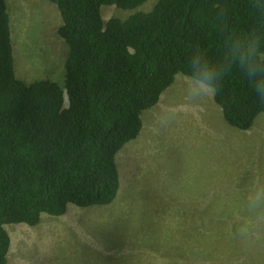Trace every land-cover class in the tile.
<instances>
[{
	"label": "trees",
	"instance_id": "1",
	"mask_svg": "<svg viewBox=\"0 0 264 264\" xmlns=\"http://www.w3.org/2000/svg\"><path fill=\"white\" fill-rule=\"evenodd\" d=\"M69 47L65 90L55 81L26 82L14 69L11 19L0 0V264H8L5 225L35 226L42 215L112 203L121 181L116 161L143 128L142 113L175 81L199 46L222 54L214 5H231L230 24L251 27L246 0H158L149 11L104 21L101 7L134 9L148 0H50ZM215 101L234 127L250 129L264 112L238 72Z\"/></svg>",
	"mask_w": 264,
	"mask_h": 264
},
{
	"label": "rangeland",
	"instance_id": "2",
	"mask_svg": "<svg viewBox=\"0 0 264 264\" xmlns=\"http://www.w3.org/2000/svg\"><path fill=\"white\" fill-rule=\"evenodd\" d=\"M101 7L104 21L149 11ZM14 69L26 82L50 79L65 90L69 47L50 0H7ZM140 134L117 153L120 189L110 204L70 203L39 224L5 225L8 264H264V224L247 238L244 194L264 181V112L242 130L214 96L188 99L175 81L143 111Z\"/></svg>",
	"mask_w": 264,
	"mask_h": 264
},
{
	"label": "clouds",
	"instance_id": "3",
	"mask_svg": "<svg viewBox=\"0 0 264 264\" xmlns=\"http://www.w3.org/2000/svg\"><path fill=\"white\" fill-rule=\"evenodd\" d=\"M245 8L251 17V27L241 32L230 24L231 5H214L222 54L211 58L199 46L190 50L178 73L179 84L188 99L214 96L226 77L238 72L247 91L258 105L264 106V0H246ZM242 206L248 218L240 223L237 231L242 238H247L256 225L264 224V181H254L243 196Z\"/></svg>",
	"mask_w": 264,
	"mask_h": 264
}]
</instances>
